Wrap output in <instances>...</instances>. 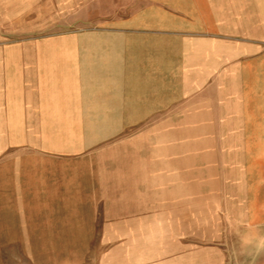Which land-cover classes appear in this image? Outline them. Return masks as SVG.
<instances>
[{"label": "crops", "instance_id": "1", "mask_svg": "<svg viewBox=\"0 0 264 264\" xmlns=\"http://www.w3.org/2000/svg\"><path fill=\"white\" fill-rule=\"evenodd\" d=\"M126 1L0 26V209L20 218L0 243L174 224L180 178L184 264H264L255 2L241 34L240 0Z\"/></svg>", "mask_w": 264, "mask_h": 264}, {"label": "rangeland", "instance_id": "2", "mask_svg": "<svg viewBox=\"0 0 264 264\" xmlns=\"http://www.w3.org/2000/svg\"><path fill=\"white\" fill-rule=\"evenodd\" d=\"M10 1H14L15 5L6 6ZM1 0L0 2V26L6 24V19L15 20L16 28L23 29L24 23L31 21L32 25H39L41 18L45 15L53 17L55 11L59 12L62 8L64 11L72 9V5L77 0ZM82 1V0H81ZM108 8V4L122 3L129 5L130 1L126 0H101ZM31 3V9L24 7ZM257 18L256 24L264 22V0H240L241 10V34L246 32L247 12L249 8L254 6ZM107 4V5H106ZM12 7V8H11ZM61 9V10H62ZM60 10V11H61ZM47 13V14H45ZM41 17V18H40ZM52 22V21H51ZM49 21V24H52ZM15 25V24H14ZM9 37L23 36V33L8 34ZM249 35V34H248ZM260 34H257L259 36ZM8 37V38H9ZM241 37H243L241 35ZM180 178H177L175 223L160 224V226H130L128 232L126 227L119 226V220L112 219V224L96 226L94 233L89 236L91 240H74V241H45L31 243H0L4 244L0 251V264H184L182 246L184 244V220L183 207L184 194L180 192ZM7 189V187H5ZM13 190V188H12ZM11 203H14L17 195L12 192ZM167 198L162 195L161 198ZM7 195L0 194V205L7 202ZM9 211L0 209V235L9 232H18L16 227L18 221L16 212L13 219L9 220L4 216ZM115 211H113L114 213ZM162 213V212H161ZM161 223H167L161 217ZM172 224V225H171ZM124 230V231H123ZM138 231V233H136ZM50 237V236H48ZM55 237V236H54ZM73 237V236H70ZM82 237V236H74ZM121 237L127 240H121ZM181 244V245H180ZM174 249L177 257H171ZM211 260L215 262L214 258ZM195 264H199V259L193 260Z\"/></svg>", "mask_w": 264, "mask_h": 264}]
</instances>
